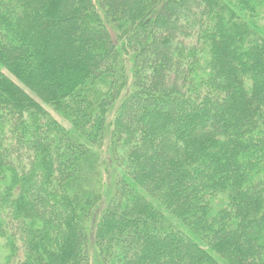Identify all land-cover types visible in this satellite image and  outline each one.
I'll return each instance as SVG.
<instances>
[{"label":"trees","instance_id":"16d2710c","mask_svg":"<svg viewBox=\"0 0 264 264\" xmlns=\"http://www.w3.org/2000/svg\"><path fill=\"white\" fill-rule=\"evenodd\" d=\"M92 221L101 264H264V0H0V264Z\"/></svg>","mask_w":264,"mask_h":264},{"label":"rangeland","instance_id":"374dc122","mask_svg":"<svg viewBox=\"0 0 264 264\" xmlns=\"http://www.w3.org/2000/svg\"><path fill=\"white\" fill-rule=\"evenodd\" d=\"M128 91V88H126L123 92V94L121 95V97L117 100V102L115 103L113 109L111 110V112L108 114V118L107 121L110 122L111 117L113 116V113L115 111V109L118 106V103L120 101V99L124 96V94H126ZM109 131H107L105 133V137L103 139V144H102V152H103V159L106 165L105 168V173H104V182H105V187L108 188L112 185V179L114 177V175L117 173V170L115 169L114 165L111 162V158H110V148H109ZM104 197L102 198L101 203L103 202ZM106 202V199H105ZM100 203V204H101ZM99 209H97L94 214L98 213ZM96 217V215H94ZM93 234H94V221L91 222L89 230H88V236H89V257H90V261L89 264H101L99 255H98V251L97 248L94 244L93 241ZM3 247H2V243L0 242V256L3 254Z\"/></svg>","mask_w":264,"mask_h":264}]
</instances>
